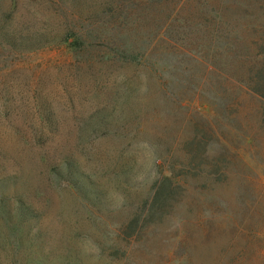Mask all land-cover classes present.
I'll return each instance as SVG.
<instances>
[{
    "label": "rangeland",
    "instance_id": "obj_1",
    "mask_svg": "<svg viewBox=\"0 0 264 264\" xmlns=\"http://www.w3.org/2000/svg\"><path fill=\"white\" fill-rule=\"evenodd\" d=\"M70 1L0 0V5L6 12L11 3L12 7L15 5L11 17L14 28L23 30L24 35L38 31L48 43L58 36V23L67 21ZM90 1L103 6L107 15L100 21L104 24L112 20L107 4L115 3L140 27L147 28L151 46L161 44L156 49L160 60L153 70L102 61V51L107 49L97 41L90 42L97 47H85L81 54L69 44H51L26 53L0 48V177L15 173L37 175L39 158L51 166H63L74 159L81 171L103 186L118 175L126 154H134L138 176L132 183L149 190L157 169L155 165L146 168L143 145L135 144L121 155L122 145L103 137L107 130L90 126L102 112L117 108L119 93L137 89L148 107L163 111L158 118L167 116L164 122L170 118L178 126L190 120L194 112L204 115L228 148L239 153L243 163L235 161L234 177L227 187L216 190L215 199L193 203L186 211L172 212L171 220L161 229H141L140 233L147 235L139 252L132 259H121L120 264H264V102L261 101L258 116L254 112L259 105L250 103L254 108L252 115L233 118L228 112L224 117L217 116L218 99L214 108L201 103L199 94L188 101L198 93L197 77H202L201 69L191 59L214 62L216 70L226 72L233 85L245 81L246 70L255 64L254 55L262 51L259 47L264 42V0ZM88 16L82 17L84 26L94 22L86 20ZM2 18L0 15L1 22ZM172 46L187 57L185 71L173 70L175 57L166 52ZM185 74L193 79L191 87L179 81ZM166 82L179 93L174 105L164 100L160 91L158 96L155 93L157 85ZM203 95L215 101L212 94ZM248 135L253 138L251 143L246 142ZM195 186L201 191L200 183ZM65 198L56 193L57 209L42 219L45 246L53 252L51 259L68 255L77 244L86 251L83 264L107 261L112 252L97 232L111 237L117 231L107 213L111 208L92 212L91 218L83 213L68 215L61 209ZM193 198L198 199L192 194ZM100 221L105 223V229H96ZM126 243L124 240L119 245Z\"/></svg>",
    "mask_w": 264,
    "mask_h": 264
},
{
    "label": "trees",
    "instance_id": "obj_2",
    "mask_svg": "<svg viewBox=\"0 0 264 264\" xmlns=\"http://www.w3.org/2000/svg\"><path fill=\"white\" fill-rule=\"evenodd\" d=\"M107 6L111 10L112 20L104 24L100 19L107 13L102 5H93L90 0H71L67 21L57 25L58 36L50 41L53 43H45L38 31L24 35L23 30L14 28L11 17L15 5H9V12L2 11L0 5V15L3 17V22L0 21V48L26 53L43 50L51 44H69L73 51L81 54L85 47H97L90 43L97 41L102 48L107 49H101L102 61L153 70L161 58L156 55V49H160L161 44L157 42L152 47L150 34L145 30L147 28L140 27L139 22L125 14L122 7H116L115 3ZM115 10L118 11L114 14ZM87 14L90 16L86 20L94 19V22L84 26L82 17ZM97 22L101 24L92 26ZM259 49L262 51L254 55L255 64L246 70L245 81L236 85L231 84L226 72L216 70L214 62L190 58L201 69L202 77H197L200 79L196 85L198 93L188 101L195 100L199 94L201 103L214 108L218 99L217 116L224 117L228 112L233 118L252 115V103L259 105L255 106L254 112V116H258L261 101L264 102V42ZM166 52L175 57L173 70H186L188 59L184 60L187 57L176 46ZM222 58L226 60L227 56ZM179 81L190 84V87L193 83L192 77L187 74L181 76ZM160 85H157L155 92L157 96L160 91L164 100L174 105L179 93L170 87L169 82ZM138 92L135 89V92L125 90L119 93L117 108L112 112H102L90 126L107 130L103 137L119 142L122 145L121 155L135 144L143 145L148 160L146 168L149 170L155 165L157 169L151 188L141 190L132 183L138 176V172L135 173L137 160L134 154H126L118 175L103 186H98L81 171L79 162L74 159L63 166H51L45 159L39 158L37 175L15 173L0 177L1 263H84L86 251L77 244L73 245L68 255L55 260L51 259L53 252L45 246L46 231L41 228L42 219L57 209L56 193L67 197L61 209L67 211L68 215L83 213L91 218L89 214L92 212L111 208L107 213L111 215L113 229L118 232L111 233V237H106L102 231L97 232L108 251L112 252L110 258L100 264H120L121 259H132L139 252L147 235V232L140 233L141 229H161L171 220L172 212L186 211L185 208L199 201L207 203L215 199L216 190L227 187L235 175V161L243 162L239 153H233L224 143L214 124L199 112H194L190 120L182 121L178 126L175 125L176 121H169L170 118L164 122L167 116L158 118V115H163V111L148 107ZM205 93L212 94L215 101H210L207 95H203ZM178 108H181L179 104ZM252 141L253 138L248 135L246 142ZM197 183L201 184V191L196 188ZM192 194L198 199H191ZM95 227L105 229V223L100 221ZM124 240L127 241L126 245L120 246Z\"/></svg>",
    "mask_w": 264,
    "mask_h": 264
}]
</instances>
